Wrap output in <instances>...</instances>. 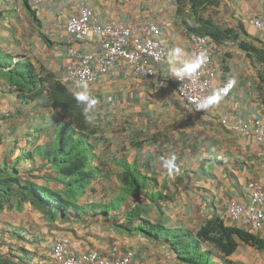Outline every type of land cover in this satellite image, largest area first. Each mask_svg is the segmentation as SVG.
<instances>
[{
    "label": "crops",
    "instance_id": "0c3cea01",
    "mask_svg": "<svg viewBox=\"0 0 264 264\" xmlns=\"http://www.w3.org/2000/svg\"><path fill=\"white\" fill-rule=\"evenodd\" d=\"M85 6L102 24H158L166 60L158 79L137 78L117 67L87 88L97 101L86 115L98 129L93 160L98 174L78 203L80 217L51 221L29 204L7 203L0 211V254L22 256L27 264H53L50 246L65 239L75 255L93 252L118 260L131 251L132 264H184L172 250L173 232L194 236L209 219L222 218L228 202L247 205L248 184L264 188V146L219 124L223 118L264 120V45L246 23L252 15H264V0H221L212 17L237 35L236 40L210 44L217 71L212 92L230 80L236 83L209 115L187 108L175 92L171 71L180 63L172 61L171 50L184 49L187 56L181 60L196 55L174 0H47L36 9L28 0H0V52L59 80L75 66L69 51L98 49V36L79 43L65 31L67 19ZM239 24L242 30L236 28ZM82 90L77 87L72 93ZM57 121L44 97L23 104L0 81V168H16L23 181L29 171L32 177L50 172L48 166L39 170L44 162L35 148L48 147L56 139ZM172 155L178 171L169 175L163 162ZM122 162L146 184L125 201L120 196ZM135 205L143 213L127 228L124 214ZM252 234L264 240V229ZM208 249L200 247L201 252ZM209 262L264 264V250L240 244L224 261L213 253Z\"/></svg>",
    "mask_w": 264,
    "mask_h": 264
},
{
    "label": "trees",
    "instance_id": "16d2710c",
    "mask_svg": "<svg viewBox=\"0 0 264 264\" xmlns=\"http://www.w3.org/2000/svg\"><path fill=\"white\" fill-rule=\"evenodd\" d=\"M174 1L177 5L176 15L188 34L209 37L213 44H221L228 39L236 40L237 35L233 28L219 27L212 21L221 0ZM236 28L242 30L240 24ZM243 47L246 51L250 49L244 44ZM0 81L23 104L44 97L46 106L52 109L58 120L56 139L48 147L35 148V153L44 162L39 170L48 166L50 172L41 171L37 177H32L33 171H29L27 173L29 178L23 181L16 168H11L10 171L7 168H0V211L7 203L10 207L29 204L51 221L80 217L82 210L78 203L87 194L91 181L98 174L97 169L93 167L94 142L98 140V129L90 124L84 111L85 105L78 102L76 94L53 75L36 73L30 62L14 63L10 56L1 52ZM25 157L32 158L31 155ZM120 168L122 170L120 196L122 201H125L134 197L146 184L145 178H141L126 163L122 162ZM142 213L137 205L127 210L124 214L126 227L140 219ZM171 238L172 250L177 259L184 264H212L209 258L213 253L224 261L240 244L264 250L262 239L225 226L217 217L206 221L194 236L190 232L178 230L173 232ZM204 244L210 249L201 252L200 247ZM0 264L27 262L22 256L0 254Z\"/></svg>",
    "mask_w": 264,
    "mask_h": 264
},
{
    "label": "built area",
    "instance_id": "2783aa9c",
    "mask_svg": "<svg viewBox=\"0 0 264 264\" xmlns=\"http://www.w3.org/2000/svg\"><path fill=\"white\" fill-rule=\"evenodd\" d=\"M45 1L47 0H28L33 9L39 8ZM246 23L258 32L259 40L264 44V15H252ZM65 31L79 43H84L91 35L99 37L96 52L87 51L85 46L80 51H69L75 66L70 67L60 81L70 88H77L78 82H86L88 88L100 77L109 75L116 67L142 79H156L160 75V66L166 57V51L159 40L160 29L153 24H102L92 9L84 7L77 15L67 19ZM188 40L194 55L203 54L207 59L193 77L183 80L174 78L176 95L187 108L201 115H209L211 108L197 111L196 105L212 94L213 82L217 76L212 64L211 40L200 35H192ZM219 124L231 134L251 139L264 146L263 119L223 118L219 120ZM247 190L249 203L246 205L235 201L228 202L222 219L240 230L258 232L264 229V188L257 183H250ZM133 256L131 251H127L118 260L99 257L93 252L75 255L65 239L54 240L49 251L53 264H132Z\"/></svg>",
    "mask_w": 264,
    "mask_h": 264
},
{
    "label": "clouds",
    "instance_id": "9594fccd",
    "mask_svg": "<svg viewBox=\"0 0 264 264\" xmlns=\"http://www.w3.org/2000/svg\"><path fill=\"white\" fill-rule=\"evenodd\" d=\"M85 7H89V6H85ZM82 8H84V7H82ZM89 8L92 9L91 7H89ZM147 24H153V23H147ZM153 25L157 26L160 29V26L158 24H153ZM160 34H161V29H160ZM192 35H190V36H192ZM91 36H97V35H91ZM159 37H160V35H159ZM87 39L84 41V43L87 41ZM98 47H99V37H98ZM164 48H165V46H164ZM96 51H94V52H96ZM165 51H166V48H165ZM170 55H171L172 61L174 63L175 62H179L180 63V67L173 68L172 71H171V76L173 78H176L177 80H183V79H186V78L193 77L197 73V71L201 67H203V65H204V63L206 62V59H207L203 54H200V55H197L193 59H184V60H181V57H186L187 56V53L185 52L184 49L178 48V47L177 48H173L171 50ZM166 56H167V51H166ZM165 60H166V57H165L163 63L165 62ZM163 63H162V65H163ZM162 65L160 66V73H161V67H162ZM159 77H160V75H159ZM158 78H156V79H158ZM151 80H153V79H151ZM58 81L61 82L60 79ZM235 83H236L235 80H230L229 83L224 88L219 89V90H214L209 97L205 98L203 101H201L200 103H198L196 105L197 111L206 110L208 108H212V107L218 105L219 102L221 101V99H223V97L227 95L228 91L235 85ZM77 86L80 87V88H82L83 90L80 91V92H78V93H76L75 98L77 99L78 102H81V103H83L85 105V107H84V111L85 112H89V111L93 110L95 108V105H96L97 101L95 100V98L91 97L90 94L88 93V91H87V83L86 82H78L77 83ZM174 86H175V84H174ZM68 89L71 92L73 90V88H70V87H68ZM109 99L111 100V98H108V100ZM163 166L167 169L169 175H172L174 172L178 171V167H177V157H176V155H172L168 159L164 160ZM220 219L222 220V222L224 223L225 226L238 229V228H236L234 226L228 225L226 222L223 221L222 218H220ZM238 230H240V229H238ZM244 232H246V231H244ZM247 233H249V232H247ZM250 234H252V233H250Z\"/></svg>",
    "mask_w": 264,
    "mask_h": 264
},
{
    "label": "rangeland",
    "instance_id": "374dc122",
    "mask_svg": "<svg viewBox=\"0 0 264 264\" xmlns=\"http://www.w3.org/2000/svg\"><path fill=\"white\" fill-rule=\"evenodd\" d=\"M1 242V241H0ZM2 243H5V242H2ZM3 250H5V248H3Z\"/></svg>",
    "mask_w": 264,
    "mask_h": 264
}]
</instances>
